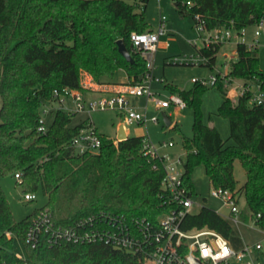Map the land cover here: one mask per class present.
Segmentation results:
<instances>
[{
	"label": "trees",
	"instance_id": "1",
	"mask_svg": "<svg viewBox=\"0 0 264 264\" xmlns=\"http://www.w3.org/2000/svg\"><path fill=\"white\" fill-rule=\"evenodd\" d=\"M172 1L181 14L199 16L208 30H241L264 16V0ZM148 2L0 0V175L19 171L22 181L17 184L22 192L41 188L48 199L44 206L16 220L0 185V264H141V254L114 248L105 240L50 243L45 235L35 248L26 243L28 256L22 259L13 250V233L25 239L42 211L60 226L97 214H114L136 227L137 219L157 222L175 207L162 186L163 163L143 154L142 135L115 142L99 132L97 152L75 154L68 142L89 118L72 125L74 113L61 108L54 111L46 131H38L40 108L52 102L55 89L85 91L81 72H88L99 83L113 78L119 69L126 72L130 83L142 78L146 59L135 50L131 33L149 30ZM118 39H123L133 62L119 52ZM222 45L197 49L207 59L203 65L214 67ZM235 50L237 60H231L226 75L258 82L264 90L257 45L240 41ZM213 86L222 93L217 114L229 120L228 139L203 120L201 104L207 85L196 81L189 90L166 85L194 109L192 134H182L186 149L183 183L193 195L191 173L203 164L212 186L238 191L234 161L240 160L247 175L241 219L264 230V108L249 103V92L229 97L228 84L221 78ZM181 225L184 229L208 227L235 248L244 246L231 224L209 206L186 214Z\"/></svg>",
	"mask_w": 264,
	"mask_h": 264
},
{
	"label": "built area",
	"instance_id": "2",
	"mask_svg": "<svg viewBox=\"0 0 264 264\" xmlns=\"http://www.w3.org/2000/svg\"><path fill=\"white\" fill-rule=\"evenodd\" d=\"M197 27L204 32L203 45L209 46L213 43L225 42L233 37H241L244 34V28L237 30L233 34V27L208 30L204 21L196 16ZM257 28L254 32L257 38L264 28V16L256 23ZM167 17L161 15L158 25L155 29H149L138 33L133 31L131 39L135 50L140 52L146 59L147 71L136 83L126 82L121 84L123 91L115 92L107 97L86 99L84 91L64 88L55 89L53 100L58 101L61 109L69 113L87 110L88 112L96 110H119L123 118L122 124L127 129L128 125L140 124L147 121L156 123L157 116L150 118L146 115V107L143 111L135 108L125 95L147 96L148 100L155 103L159 109H165L171 104L180 108L186 107L184 99L171 93L168 99H156L154 93L150 90L147 80L152 79V70L154 68L155 54L158 51L161 36L167 33ZM257 40V39H256ZM244 42V41H243ZM250 45H257L256 43ZM204 62L207 60L203 57ZM228 84V95L233 98L245 92L250 93V104L259 105L264 108V90L258 82L250 81L246 83L239 78H232L226 74L211 75L209 83L213 85L219 79ZM198 81L207 85L205 80ZM73 103L72 107L65 106L67 99ZM45 105V104H44ZM52 112V109L45 108L40 117L38 131L45 132L48 124L45 117ZM89 118V117H88ZM141 150L144 155L150 158H158L164 167V177L162 186L170 194L175 207L162 215L157 222L143 219L136 220V227H132L114 214H97L87 218L80 219L74 225L60 226L56 225L48 212L42 211L35 217L33 223L28 228L25 241L31 247L35 248L39 243L41 235L48 237L50 243L66 242H90L96 240H105L114 248L125 250L131 253H139L143 256L142 263L146 264L148 259H153L155 264H260L256 258L255 250L260 249V243L254 245L244 244L242 248H235L233 244L221 233L208 227L203 228H182V221L190 208L196 204L192 199V194L183 183V172L178 170L174 162L167 163L164 156H160L158 148L155 146L149 135H142ZM165 146L173 145L172 141L164 142ZM69 147L75 154L94 153L101 146V138L97 127L89 118L86 126L68 142ZM182 162V159H180ZM184 171V170H183ZM18 183L22 181L20 172L14 174ZM211 195L219 198L224 205L229 207L233 214L240 212L238 191L228 188L212 187ZM25 200L30 201L36 198L35 192H23ZM260 216V213H258ZM11 235V232L7 233ZM19 258H27L16 253ZM25 264H28L25 262Z\"/></svg>",
	"mask_w": 264,
	"mask_h": 264
},
{
	"label": "rangeland",
	"instance_id": "3",
	"mask_svg": "<svg viewBox=\"0 0 264 264\" xmlns=\"http://www.w3.org/2000/svg\"><path fill=\"white\" fill-rule=\"evenodd\" d=\"M164 15L167 17V33L161 36L158 51L155 54V64L152 70V79L147 80L150 90L154 93L156 99H168L171 91L166 87L167 84L176 86L180 90H189L193 87V79L205 80L207 89L203 94L201 111L203 120L209 125H214L221 133L224 139H228L230 135V123L225 117L217 114L218 107L222 101V93L217 86L209 83V79L213 74H227L230 69L231 60H237L236 44L244 41L247 44L256 43L260 58V67L264 69V28L261 34L256 38L255 30L257 24H251L244 28V34L241 37H233L231 40L223 42L222 47L217 53L216 63L214 67L203 65V57L199 55L198 48L203 46L204 32L199 30L195 16L191 14L183 15L177 9L172 0H149L145 12V19L149 24V29H155L159 22V17ZM236 34L237 30H232ZM257 39V40H256ZM14 42H12L13 44ZM196 45V46H195ZM82 84L86 90H110L104 85H99L92 75L86 71L81 72ZM127 74L123 69H119L113 78H109L118 82H130L125 80ZM98 83V84H95ZM119 83L112 87V91H123L124 87ZM116 89V90H115ZM111 91V90H110ZM85 98L93 99L99 97H107V93L85 92ZM129 102L138 110L143 111L146 107V115L148 118L157 116L156 123L152 121L143 122L135 125H128L125 129L128 136L149 135L151 142L157 146L160 156H164L167 163L174 162V166L183 172V163L186 156V149L183 144L182 134L190 136L193 130L194 109L187 105L180 108L171 104L165 109H159L155 103L148 100L147 96L125 95ZM1 106V98H0ZM65 106L72 107L73 103L68 98ZM60 107L58 101L47 102L40 108V113L45 108L52 109L46 117V123L49 124L54 116V111ZM163 114L168 115L171 124L165 125ZM90 118L98 131L107 137L115 138V142L119 141L117 137V126L123 122V118L119 110H96L88 112L87 110L78 111L72 115L71 124H77L86 118ZM176 126V128L174 127ZM172 141L173 145L165 146L164 142ZM228 143H233L229 139ZM234 175L237 180V190L239 197V207L244 210L246 208V200L242 187L247 179L246 170L240 160L234 161ZM191 179L195 186V192L192 199L196 202L191 208V212H197L201 206L206 205L217 212L226 215L229 207L223 202L211 195L212 184L206 174L203 164L196 166L192 173ZM0 185L3 188L9 201L11 210L16 220H22L29 214L33 213L37 208L47 203V196L42 189H38L35 194L36 198L27 201L23 197V192L19 191L14 175H0ZM239 229L245 240L249 242L261 241L264 253V230L253 221L245 222L239 226ZM239 230L237 229V232ZM239 235V233H238ZM240 236V235H239ZM241 237V236H240ZM13 250L21 256H28L26 241L18 232L13 233ZM264 262V258H263ZM146 264H155L153 259H148Z\"/></svg>",
	"mask_w": 264,
	"mask_h": 264
},
{
	"label": "crops",
	"instance_id": "4",
	"mask_svg": "<svg viewBox=\"0 0 264 264\" xmlns=\"http://www.w3.org/2000/svg\"><path fill=\"white\" fill-rule=\"evenodd\" d=\"M125 80L128 81V77ZM119 83H126V82H123V81L118 82V81L106 78V79L102 80V83H100L99 85H104V86H106V88L108 87L107 89L110 88L111 91L110 90H107V91H103V90H86V91H84V94H85V92H87V93L92 92V93H102V94L103 93H107V94L111 95V94L115 93L114 91H112L113 89H111V88L112 87L116 88L115 85H117ZM95 84H98V83H95ZM121 124H122V122L119 123L118 126H117V136H118L119 127H120ZM241 212H242V209L240 208V212L238 214H233V213L230 212V210L228 211V213L226 215L221 214V213L220 214L231 224V226L234 228V230L236 232H237V229L239 230L237 233H239V235L241 236L244 244H248V245H254L256 243H260L261 244L262 247L260 249H256L255 250V254H256V258L260 262V264H264V262H263L264 253H263V244H262V242L261 241H256V242H252L251 243V242L245 240L243 235H242V233H241V231H240V229H239V226L241 224L245 223V221H243L241 219V215H242Z\"/></svg>",
	"mask_w": 264,
	"mask_h": 264
},
{
	"label": "water",
	"instance_id": "5",
	"mask_svg": "<svg viewBox=\"0 0 264 264\" xmlns=\"http://www.w3.org/2000/svg\"><path fill=\"white\" fill-rule=\"evenodd\" d=\"M117 45H118L119 52L126 58V60L129 61V62H133V57H132L130 51L128 50L126 44L124 43L123 39H118L117 40ZM163 120H164V123H165L166 126H168L172 122L170 120V118L168 117V115H166V114H163ZM127 137H128V135H127V133H126V131L124 129V125L121 124L120 127H119L117 138H118V140L121 141V140L127 139ZM18 189H19V191L23 190L22 187H19Z\"/></svg>",
	"mask_w": 264,
	"mask_h": 264
}]
</instances>
